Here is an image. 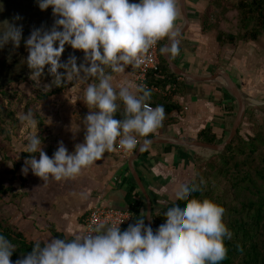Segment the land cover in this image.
Returning a JSON list of instances; mask_svg holds the SVG:
<instances>
[{
  "label": "clouds",
  "instance_id": "obj_1",
  "mask_svg": "<svg viewBox=\"0 0 264 264\" xmlns=\"http://www.w3.org/2000/svg\"><path fill=\"white\" fill-rule=\"evenodd\" d=\"M37 5L41 11L52 9L53 26L34 28L24 39L21 17L5 19L0 22V50L9 44L18 49L23 40L28 53L23 62L31 70L30 79L41 86L46 66L54 78L43 86L46 90L61 88L75 78H95L83 91L82 101L90 109L82 121L83 143L70 153L60 142L51 157L43 150L39 134L30 135L25 145L28 153H38L39 158L28 156L22 173L31 170L42 180L60 181L79 175L117 145L132 152L138 137H149L161 127L165 109L151 106V89L131 81L114 87L112 73H123L127 65L138 67L144 54L164 39L168 43L160 48L161 54L178 55L179 11L177 0H37ZM66 45L82 51L85 62L78 64L74 55L61 62ZM117 101L123 105L119 119ZM21 120L27 128L38 126L32 111ZM150 143L145 139L141 151ZM197 191L199 186L191 178L180 183L175 199L183 202L166 210L156 230L145 224L142 215L123 231L121 224L101 223L71 240L55 237L43 245L38 242L15 264H220L228 253L225 240L232 239L223 220L225 209L208 198L184 200ZM14 251L15 245L0 234V264H13Z\"/></svg>",
  "mask_w": 264,
  "mask_h": 264
},
{
  "label": "crops",
  "instance_id": "obj_2",
  "mask_svg": "<svg viewBox=\"0 0 264 264\" xmlns=\"http://www.w3.org/2000/svg\"><path fill=\"white\" fill-rule=\"evenodd\" d=\"M0 3L4 6V11L0 12V22L11 20L18 14L21 17L18 23L23 25L24 31L30 33L34 28L50 29L54 24L52 9L41 11L37 0H0ZM185 7L189 23L183 31L185 20L177 0L179 16L175 27L179 34L184 33L177 37L180 51L178 55L169 57L171 64L196 77H209L218 72L230 77L247 101V113L252 112L257 105L251 103L264 97V45L261 40L255 43L240 42L236 46L220 45L217 32L211 25L215 23V18L226 17L228 13L223 16L222 11L229 12V0H185ZM227 17L229 18V14ZM221 23L226 27V23ZM164 41L162 46L168 42L164 39L159 41V45ZM73 50L66 45L64 52ZM27 55L23 40L18 49L9 44L0 50V89L17 88L29 93L32 90L46 93L58 88H43L54 79L48 73L47 66L41 77V86L30 79L31 70L23 62ZM75 57L78 64L85 62L82 51ZM68 59L69 57L62 56L61 62ZM166 65L169 72L174 74L169 65ZM106 71L111 72V69L106 68ZM112 75L114 87L118 88L125 81L138 84L128 65L123 73ZM93 79L95 78H75L64 84L65 89L61 94L40 103L45 131L41 134L35 129L30 135H42V147L49 157L57 150L60 142H63L70 153L74 151L76 144L84 142L82 121L90 109L82 98L84 89ZM177 82L184 85L183 92L176 97V102L181 107L180 112L169 115L174 120L173 123L163 125L149 137H138L141 142L153 138L162 142L149 145L133 162V168L150 198L152 212L177 200V186L186 179H192L196 163L204 159V152L208 151L186 142H196L205 131H210L209 134L216 137L228 135L238 109L237 102L226 89L224 77L211 82H196L178 76L175 82L171 80L167 91ZM174 88L175 86L172 90ZM152 93L164 95V92L156 88H152ZM117 103L120 105L117 113L121 115L123 105L120 101ZM23 136H26L24 132ZM177 141L185 143L177 144ZM131 157L122 158L116 149L106 152L100 160L79 175L60 181L42 180L32 174L31 170L26 175L22 173L24 186L19 182L25 188L18 190L20 199L17 209L7 208V211L11 215L13 213V221L28 239L42 243L55 238L54 233L63 235L67 240L83 235V220L97 206L129 211L127 199L131 191L134 200L141 203L142 216H146L147 202L129 169ZM133 181L137 189L134 188Z\"/></svg>",
  "mask_w": 264,
  "mask_h": 264
},
{
  "label": "trees",
  "instance_id": "obj_3",
  "mask_svg": "<svg viewBox=\"0 0 264 264\" xmlns=\"http://www.w3.org/2000/svg\"><path fill=\"white\" fill-rule=\"evenodd\" d=\"M219 15L220 13L216 15L217 18ZM222 15L226 17L215 18V23L211 25V28L217 32L221 46L224 44L236 46L240 42L255 43L264 33V0H229V12L228 10L222 11ZM221 22L226 23V27ZM164 43L165 41L159 45L161 71L149 74L146 79V85L151 92L152 88L164 92V95L160 96L152 93L150 101L153 107L164 106L165 118L161 127L174 122L169 115L173 112H180L181 107L176 102V97L184 90V85L177 82L173 84V87L175 86L173 90L171 87L170 91H167L171 80L175 82L178 76L169 72L162 58L160 48ZM64 89L65 85L46 93L34 91L35 97L25 96L24 99H18L20 106L24 104L23 114L28 111L34 113L38 121L36 129L41 134L45 131V125L43 118L35 110L36 103L47 101L50 97L61 94ZM13 91L12 88L0 89V137L3 136L6 139L10 138V132L22 127V121L17 118L18 106L12 103L13 96L16 94ZM116 115L117 119L121 118L119 113ZM209 132L201 133L197 141L210 145L222 144L229 135L228 133V135L216 137ZM32 155H37L39 158L38 153L21 151L19 162L14 164L11 170L13 176L11 181L17 179L16 173L23 167L28 156ZM194 171L192 179L199 186V191L192 193L191 196H185L184 200L192 196L198 199L208 198L222 206L225 209L224 223L232 232V239L225 240V246L228 249L227 257L220 264H264V119L259 120L253 110L246 113L232 143L223 152H214L207 159H203L202 164L197 162ZM18 181L23 184V177H19ZM133 186L137 189L134 181ZM132 193L133 191L129 193L127 199L129 212L132 215L130 224L142 215L141 203L134 200ZM19 196L20 193L15 191L14 186L6 185L0 177V204L2 198L6 197L9 198L8 201L11 204L17 207ZM181 202L183 201L176 200L161 210L152 212L151 226L153 229H158L164 222V213L169 207ZM0 234L15 245V251L11 257L13 264L27 255L38 243L28 239L8 218H0ZM53 236L65 239L60 234L54 233ZM39 243L43 245L42 242Z\"/></svg>",
  "mask_w": 264,
  "mask_h": 264
},
{
  "label": "water",
  "instance_id": "obj_4",
  "mask_svg": "<svg viewBox=\"0 0 264 264\" xmlns=\"http://www.w3.org/2000/svg\"><path fill=\"white\" fill-rule=\"evenodd\" d=\"M179 4H180V10L181 13L183 14L184 20H185V27L184 30L185 31L188 27V17H187V13H186V7H185V0H179ZM184 32H182L183 34ZM181 33L179 34L180 36L182 35ZM30 35V32L28 31H24L23 30V36L24 37H28ZM179 36V37H180ZM168 43V42H167ZM166 43V44H167ZM81 51L79 50H73L71 52H64L62 54L63 57H70V56H76L77 54H79ZM164 60L166 61V63L169 65V67L171 68V70L173 71V73L177 76L186 78V79H192L193 81L196 82H211L214 81L216 78L218 77H224L225 79V83H226V89L227 91L230 93V95L235 99V101L237 102L238 105V109H237V113H236V117L234 119V122L232 124V127L230 129L229 135L227 137V139L225 140V142H223L222 144H216V145H210L207 143H203V142H186V144L190 145V146H195V147H199L211 152H216V153H221L225 150V148L227 146H229L232 141L234 140L238 129L240 128L244 117L247 113V101L243 95V93L240 91V89L235 85V83L230 79V77L223 75L222 73L218 72L214 75H211L209 77H196V76H192L189 74H186L180 70H178L177 68H175V66L173 64H171L170 58L167 55H163ZM150 140L151 143L149 145H153V144H158L161 143L162 141H160V139L158 138H153V139H147ZM144 140L141 142L140 146L137 148L136 152L134 153V155L130 158L129 160V169L130 172L138 186V188L140 189L142 195L144 196L146 202H147V212H146V225H148L149 223H151V217H152V204L150 201L149 196L147 195L145 188L141 182V179L139 178V176L137 175V173L135 172L134 168H133V162L136 161L139 156L141 155V153L144 151H141V147L143 146ZM177 144H184V141H177ZM175 143V144H176ZM148 145V146H149Z\"/></svg>",
  "mask_w": 264,
  "mask_h": 264
},
{
  "label": "rangeland",
  "instance_id": "obj_5",
  "mask_svg": "<svg viewBox=\"0 0 264 264\" xmlns=\"http://www.w3.org/2000/svg\"><path fill=\"white\" fill-rule=\"evenodd\" d=\"M259 40H261L262 44L264 45V33L260 37ZM15 92H16V94H14V96H13L14 100L12 103L14 105L18 106L17 107V109H18L17 118L20 121H22L21 120V116L23 115L22 106L24 104L22 106H20L19 100H20V98L24 99L25 96L35 97L36 93L33 90L31 91V93H29V92L25 91V89L20 90L17 88L14 89L13 93H15ZM251 105H257V106H255V108H253V113H255V115L258 117L259 120L264 119V97L257 98L256 101L253 102V104L251 103ZM19 106H20V108H19ZM35 110L37 112H39L40 115L43 113L41 110L40 104L36 103ZM34 130L25 127L24 123L22 122L21 128H19V129L17 128L13 132H10V134H11L10 138L6 139L3 136L0 137V177L6 185L14 186L15 191L16 190L18 191L21 188L22 189L25 188V187H21V183L18 181L19 175L23 176L22 171H21L23 167L20 169L19 172L16 173L17 179L15 181H11V178H13V176L11 174V170L13 169L14 164L19 162L21 151H26L25 145L28 143V137L30 136V133H32V131H34ZM23 132L26 134L25 137L23 136ZM24 141H25V144H24ZM204 153H205L204 159H207L214 152L207 151ZM202 163H203V158L200 161V164H202ZM22 185L24 186V184H22ZM8 199L9 198L4 197L1 200L0 218H8V219H11L12 222H14L13 221L14 215H13V213L11 215L10 214L11 212H8L7 208H10V209L16 208L17 209V207L14 204H11L8 201ZM14 223L17 225L16 222H14Z\"/></svg>",
  "mask_w": 264,
  "mask_h": 264
},
{
  "label": "built area",
  "instance_id": "obj_6",
  "mask_svg": "<svg viewBox=\"0 0 264 264\" xmlns=\"http://www.w3.org/2000/svg\"><path fill=\"white\" fill-rule=\"evenodd\" d=\"M128 68L135 74L138 84L146 85V79L149 74L159 73L161 71L159 42L144 54L143 62L138 67L128 65ZM138 141L136 149L132 152H125L117 145V153L122 158H129L130 156H133L141 144L139 139ZM131 220L132 215L129 211H123L112 207L97 206L89 211L83 220V235L90 233L94 227L101 223L112 226H119L121 224L120 228L123 231L125 227L130 224Z\"/></svg>",
  "mask_w": 264,
  "mask_h": 264
}]
</instances>
